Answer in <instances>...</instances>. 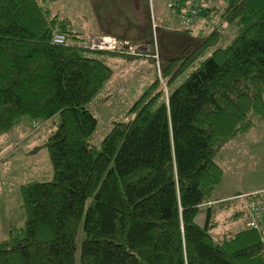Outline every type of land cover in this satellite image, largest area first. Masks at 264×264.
<instances>
[{
    "label": "trees",
    "instance_id": "trees-1",
    "mask_svg": "<svg viewBox=\"0 0 264 264\" xmlns=\"http://www.w3.org/2000/svg\"><path fill=\"white\" fill-rule=\"evenodd\" d=\"M165 1L183 16L200 8L179 34L218 22L178 36L174 51L140 43L157 54L161 74L154 68L143 92L117 88L132 103L124 119L106 104L111 119L97 148L93 106L109 98L112 69L89 52L143 51L95 49L89 39L135 38L141 20L128 33L112 25L86 40L44 2L0 0V134L23 120L55 126L43 143L52 177L19 186L22 219L7 224L0 264H264V241L240 197L264 186L211 199L223 177L218 151L264 122V0ZM237 220L235 232L214 235Z\"/></svg>",
    "mask_w": 264,
    "mask_h": 264
},
{
    "label": "rangeland",
    "instance_id": "rangeland-1",
    "mask_svg": "<svg viewBox=\"0 0 264 264\" xmlns=\"http://www.w3.org/2000/svg\"><path fill=\"white\" fill-rule=\"evenodd\" d=\"M39 1L46 3L60 17L67 18L70 29L80 32L86 40L90 34L102 31L112 25L118 28L119 33H128L131 23L141 20L138 28L131 29V33L136 34L135 38L124 37L120 39L115 36L120 41H124L123 39H125L131 42L133 44H130L131 50L140 49V43H144V41L150 48H153L157 45L155 42L158 41L160 46L171 47L174 51L176 50V44H173V41H178V36L183 40H188L192 37L191 34L204 35L209 30V27L218 22L215 21L218 17H212V19H208L209 22L206 25L205 19H203L200 26L205 27V31L202 30L197 33V28L200 26L199 24L197 26L194 25L192 26L193 30H190V28L183 29L186 33H191L187 36V34H179V32L174 30L182 27L183 22L195 21L197 15L200 13V8L199 10L190 9L183 16L180 12H176L177 9L172 10V7L167 6L165 0ZM142 28L143 30L140 31ZM104 40L107 48L106 51L115 53L116 50L113 45L116 44V41H110L109 38ZM142 51L143 54L137 57L89 52L112 69V75L107 81L106 87H104V90L107 89L109 92L104 91L103 94H109L111 98L109 97L110 99H106L99 105L95 103L93 106L98 121L91 141L94 147L99 148L102 138L108 131L106 126L111 117L112 119L119 117V119H124L127 117L119 115H123L132 102H129V97H126V91L122 89L117 90V88L121 84L126 87L132 85L143 92L156 78L153 71L154 68H157V72L159 73L158 62H156L157 56H155L157 54L153 58L147 54L151 50L145 48ZM135 74L137 75L135 76ZM182 78L180 79L182 80ZM130 97L133 96L131 95ZM106 104H109L108 107L115 110L114 115H111V112L108 111V115H111L110 118L104 115ZM54 129L55 126L51 125V127H48L45 123L32 128L30 121L23 120L10 132L0 134V239H3V237L7 238L8 236L7 224L9 220L14 219L21 223L22 218L19 215L22 209L19 207V186L31 180H46L52 177V167L48 151L43 146V143L48 134ZM215 160L223 170V177L212 192L211 199L220 197L230 198L238 192L263 187L264 122L256 121L249 131L239 133L230 138L218 151ZM225 212L222 211L220 214ZM217 219L219 222L222 221L219 215H217ZM241 223V220H237L220 225L219 230L217 229L214 235L218 232L221 238L225 232H235L241 227Z\"/></svg>",
    "mask_w": 264,
    "mask_h": 264
},
{
    "label": "built area",
    "instance_id": "built-area-1",
    "mask_svg": "<svg viewBox=\"0 0 264 264\" xmlns=\"http://www.w3.org/2000/svg\"><path fill=\"white\" fill-rule=\"evenodd\" d=\"M197 1L203 2L204 0H197ZM167 5L169 7H172L171 4L169 3ZM192 10H196V9L192 8ZM108 38L110 39V41L112 40L116 41V44H114L115 46L113 45L115 49L117 48L118 45H121V47L123 48H128L129 50L132 49L130 47V44L133 45L131 42L127 40L120 41L116 39L114 36H107V35H99V36L90 37L88 45L91 48H95V49H107L104 39H108ZM53 42L64 43L65 37L62 34H55L53 36ZM140 49H144L142 45ZM134 50H131V51H134ZM240 197L246 201V208L250 216L249 224L252 227L260 230L262 239L264 241V218L261 217V214L264 213V189L257 191V192L250 193V194H243Z\"/></svg>",
    "mask_w": 264,
    "mask_h": 264
},
{
    "label": "crops",
    "instance_id": "crops-1",
    "mask_svg": "<svg viewBox=\"0 0 264 264\" xmlns=\"http://www.w3.org/2000/svg\"><path fill=\"white\" fill-rule=\"evenodd\" d=\"M136 75H137V74H135V76H136ZM109 97L111 98V96H109ZM110 98H109V99H110ZM111 100H112V99H111ZM111 100H110V101H111ZM110 101H109V102H110Z\"/></svg>",
    "mask_w": 264,
    "mask_h": 264
},
{
    "label": "bare ground",
    "instance_id": "bare-ground-1",
    "mask_svg": "<svg viewBox=\"0 0 264 264\" xmlns=\"http://www.w3.org/2000/svg\"><path fill=\"white\" fill-rule=\"evenodd\" d=\"M124 50V49H123Z\"/></svg>",
    "mask_w": 264,
    "mask_h": 264
}]
</instances>
